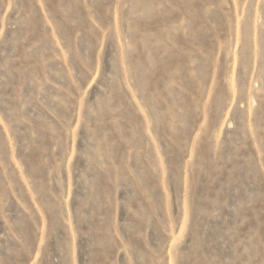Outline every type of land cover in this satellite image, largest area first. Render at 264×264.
<instances>
[{
  "label": "rangeland",
  "instance_id": "1",
  "mask_svg": "<svg viewBox=\"0 0 264 264\" xmlns=\"http://www.w3.org/2000/svg\"><path fill=\"white\" fill-rule=\"evenodd\" d=\"M0 264H264V0H0Z\"/></svg>",
  "mask_w": 264,
  "mask_h": 264
}]
</instances>
